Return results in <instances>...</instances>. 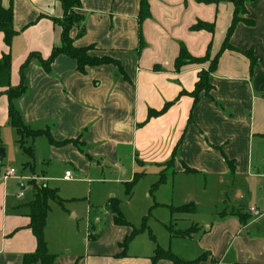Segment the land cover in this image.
<instances>
[{
    "label": "crops",
    "instance_id": "1",
    "mask_svg": "<svg viewBox=\"0 0 264 264\" xmlns=\"http://www.w3.org/2000/svg\"><path fill=\"white\" fill-rule=\"evenodd\" d=\"M148 2L150 15L142 22L141 0H82L78 9L84 21L71 31L74 44L95 46L91 55L114 58L124 74L113 64L81 72L77 61L65 54L54 60L50 71L37 58L26 67L27 91L15 104L30 128L50 133L58 144L45 134L29 139L34 160L25 167L33 168L37 159L48 171L65 170L62 180L66 182L87 180L76 177L97 169L103 175L110 171V182L122 184L125 192V183L135 173H144L142 180L150 168L158 180L164 171L167 181L154 192L171 182V194L161 205H197L191 213L169 209L170 224L163 223L166 229L169 225L176 231L199 228L190 238H172L167 229L169 249L175 255L193 261L207 253L200 264H264V0L247 5V22L237 25L230 40L233 49L221 53L210 74L213 89L209 95L201 93L197 103L188 92L195 89L199 72L209 70L220 53L233 20L234 3ZM0 5L14 10L17 35L9 46L0 32V60L11 54L10 85L17 86L22 65L31 54L47 59L61 45L62 27L53 19L62 18L64 10L59 0H0ZM200 21L214 24V32L194 30ZM182 47L193 57L208 58L177 70L175 62ZM249 50L257 60L254 67L244 54ZM7 88L0 86V145L5 134L16 138V143L19 140L9 122ZM171 102L165 113L149 117L150 111H161ZM227 160L234 162L233 169ZM67 171L72 172L70 179H65ZM4 174L5 170L0 178V264H22L24 256L37 248L28 207L35 190L30 184L32 192H26L32 180H5ZM187 175L204 176L206 185L200 184L198 192L176 193V176ZM48 180L36 179L59 194L57 187L45 183ZM21 190L23 197L18 196ZM114 194L118 197L109 188L101 196L91 191L86 232L75 223L77 215L71 209L60 205L54 212L50 205L45 239L57 264H153L157 242L153 246L139 240L145 231L125 250L121 247L135 226L115 223L108 208ZM252 206L262 216L255 217ZM238 210L250 215L246 223L231 214ZM90 234L97 238H89ZM155 264L175 263L159 259Z\"/></svg>",
    "mask_w": 264,
    "mask_h": 264
},
{
    "label": "trees",
    "instance_id": "2",
    "mask_svg": "<svg viewBox=\"0 0 264 264\" xmlns=\"http://www.w3.org/2000/svg\"><path fill=\"white\" fill-rule=\"evenodd\" d=\"M61 6L64 10V15L62 18L53 20L55 23L59 24L62 27L61 33V45L54 47L51 56L47 59H43L39 54H31L21 68V82L17 86L10 85L11 77V66H12V56L11 54H5L0 60V86H8L5 94L9 99V122L15 127L19 135V146L20 149L26 153L30 158V162L26 166H30L34 160V147L33 144H28V140H34L37 136L45 134L51 140L52 143L58 144L53 140L50 133L43 130H34L30 128L23 119V116L20 110L17 108L15 102L16 100L24 95L27 91V86L24 83V71L32 59L37 58L43 64L47 71H50L51 64L54 60L61 54L68 55L77 61L78 70L84 72L87 67L99 66L104 64H113L119 68L120 71L124 74V71L121 67V64L110 56H93L90 54V51L95 49V46L87 47H77L74 44V39L71 37V31L74 27L80 26L84 21V16L78 12V9L82 6V0H59ZM201 3H220L224 0H198ZM234 3L235 11L231 26L227 32V36L223 43L220 53L212 60L209 70H202L199 72V80L196 83L195 89L188 94L191 95L195 103L198 102L201 93L209 95L213 89V85L210 83V74L217 67L219 56L222 52L227 49H233L230 44L231 37L237 27L241 22H245L244 15L247 13V5L256 0H230ZM149 2L148 0H141L140 6V15L139 20L142 22L144 19L149 17ZM247 22V21H246ZM250 22V21H249ZM194 30L206 29L210 32H214V24H208L205 22H198L192 27ZM0 32H3L5 35V42L7 45H11L14 37L17 35V31L14 28V10L12 7L5 8L0 5ZM80 34H84V29L81 30ZM252 51H246L244 54L249 57L251 61V66L257 63L256 58L252 55ZM208 56L203 58L193 57L185 47L181 48L180 54L176 59L175 66L177 70H180L183 66L189 63H202L204 60H207ZM174 102L166 104V106L161 111H150L149 117L154 114L155 116H160L165 113L169 107ZM1 130V128H0ZM61 144V143H59ZM231 168L234 167V162L232 160H227ZM169 164V163H168ZM167 164V165H168ZM2 164H0L1 166ZM191 171V170H189ZM193 171V170H192ZM144 176V173H135L134 178L125 183L126 194L131 195L136 185L139 183L141 178ZM168 178L166 172H162L159 176V179L152 185L150 192L153 194L161 185H163ZM33 189L35 190L34 199L29 203L28 207L30 208V217L31 223L29 227L32 229L36 239H37V248L34 252L28 253L24 256L22 264H57L56 255L49 252L47 241L45 239V227L47 224V217L50 210L49 202L51 200L57 202L59 205L64 206V200L59 196L57 189L50 188L46 184H38L36 180L31 182ZM108 208L114 215V220L117 225H128L131 226L130 222L124 217L121 208L120 201L117 198H112L108 204ZM169 208L172 213L175 212H185L191 213L197 211V205L194 203L184 204L180 206L169 205ZM233 215H238L243 223H246L250 215L243 213L241 211L231 212ZM147 224L144 222L140 228H133V231L130 235L127 236L125 241L121 243V247L125 250L128 244L132 239L141 232L148 230ZM167 229L170 232V236L173 237H182L190 238L193 233L198 230V226H193L187 230H174L171 225L167 226ZM91 239H96L94 235L89 236ZM153 240L155 238L152 236ZM124 253V252H123ZM122 253V254H123ZM121 254V255H122ZM208 254L205 253L201 257L193 261H185L175 255L170 249H163L159 246L155 249V254L153 256V264H155L159 259H168L173 261L175 264H200L202 260L206 258Z\"/></svg>",
    "mask_w": 264,
    "mask_h": 264
},
{
    "label": "rangeland",
    "instance_id": "3",
    "mask_svg": "<svg viewBox=\"0 0 264 264\" xmlns=\"http://www.w3.org/2000/svg\"><path fill=\"white\" fill-rule=\"evenodd\" d=\"M14 137H16V135H14ZM14 139L16 138H12L9 134L3 135L4 144L0 145V164H2L0 168V178L3 177L4 170L10 168H15L19 175H23L25 178L29 179H32V177H39V179L40 177H48L50 180L45 183L52 187H57L61 197L66 200H76L73 203L65 201L64 205L65 208L72 210H70L72 215H77V218L74 219L75 223L78 224L81 229L85 230V232L87 230L89 217L87 208L91 191H93L94 196H101L102 191L106 188H109L110 190L112 189L118 195L117 197L114 194L115 197L122 202V204L120 203V207L122 208L126 219L136 228H140L144 222L147 224L149 229L139 237V240H142L143 238L148 244H153V246H156L155 242H157V246L163 249H169V232L163 223L170 224L171 212L168 206H163L161 204L165 203L164 201L168 202L170 199L171 190H169V187L171 186V182L164 185V187H162L157 193L153 192L152 196L150 195V189L157 179L155 172L151 171L150 168L146 170V176L134 188L131 196L126 194L122 184L113 185L110 182V171L105 172L103 175L101 171L97 169L90 175L76 177L78 179L84 178L87 180H78L75 182L73 180L72 182H66L62 180L65 170L56 167L55 170L48 171V169L37 159L34 161L33 168L25 167L26 162L29 160V156L20 149L18 143H16V140ZM2 150H4V152H2ZM170 169L171 166L169 165L167 171H170ZM17 180L18 182L22 181L19 178ZM17 180L13 181L15 182V187L18 185ZM11 182L12 180L10 183ZM206 182L204 176H176L174 183L175 192L179 194L185 191L193 192L197 190L198 192L199 185L202 184V186H205ZM30 184L31 183L29 182L26 185V192L28 194L32 192ZM210 193L213 194V191L211 190ZM229 196H232L231 190L229 191ZM27 197H29V195H27ZM178 201L179 200L176 202ZM49 204L52 206L54 212L59 210L58 206L60 205L55 201L51 200ZM224 207L225 206H219V209H224ZM173 225H175V220L173 221ZM152 236L156 241L153 240Z\"/></svg>",
    "mask_w": 264,
    "mask_h": 264
},
{
    "label": "built area",
    "instance_id": "4",
    "mask_svg": "<svg viewBox=\"0 0 264 264\" xmlns=\"http://www.w3.org/2000/svg\"><path fill=\"white\" fill-rule=\"evenodd\" d=\"M14 177L15 178H20L21 180L25 179L24 176H22V175L19 176L18 171L15 168H10V169L5 170V174H4V179L5 180H8V179L14 178ZM71 177H72V172L71 171H67L65 173V179H70ZM27 179L28 180H36L37 177H32V179H29V178H27ZM18 196L19 197H23L24 196V191L21 190L19 192ZM250 212L257 218L262 216V211L259 208H257L256 206H252L250 208Z\"/></svg>",
    "mask_w": 264,
    "mask_h": 264
},
{
    "label": "water",
    "instance_id": "5",
    "mask_svg": "<svg viewBox=\"0 0 264 264\" xmlns=\"http://www.w3.org/2000/svg\"><path fill=\"white\" fill-rule=\"evenodd\" d=\"M2 152H4V150H2ZM22 185H23V183H22Z\"/></svg>",
    "mask_w": 264,
    "mask_h": 264
}]
</instances>
